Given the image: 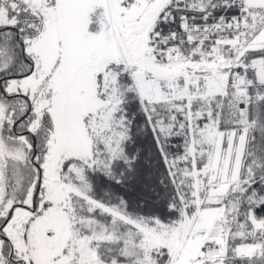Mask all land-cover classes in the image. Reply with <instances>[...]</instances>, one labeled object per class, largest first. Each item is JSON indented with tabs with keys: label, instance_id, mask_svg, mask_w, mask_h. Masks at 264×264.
I'll return each instance as SVG.
<instances>
[{
	"label": "snow or ice",
	"instance_id": "6c2138e0",
	"mask_svg": "<svg viewBox=\"0 0 264 264\" xmlns=\"http://www.w3.org/2000/svg\"><path fill=\"white\" fill-rule=\"evenodd\" d=\"M0 264H264V0H0Z\"/></svg>",
	"mask_w": 264,
	"mask_h": 264
}]
</instances>
